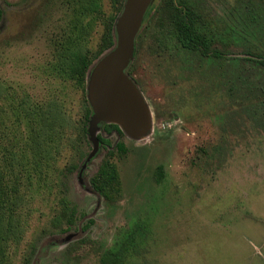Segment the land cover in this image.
I'll list each match as a JSON object with an SVG mask.
<instances>
[{"label":"rangeland","instance_id":"1","mask_svg":"<svg viewBox=\"0 0 264 264\" xmlns=\"http://www.w3.org/2000/svg\"><path fill=\"white\" fill-rule=\"evenodd\" d=\"M191 1L213 23L225 20L217 46L227 57L197 60L170 41L160 47L153 28H142L132 70L153 123L141 138L109 136L122 191L108 203L80 186L74 170L92 144L69 131L53 141V159L35 166L29 128L18 113L25 95L39 103L57 98L83 122L81 89L54 66V42L71 19L69 5L0 0V81L9 91L0 97V143L20 154L17 171L28 197V230L10 248V264H101L104 253L129 242L128 264H264V107L257 106L264 101V70L235 65L231 56L260 40L230 30L235 0ZM104 6L108 13V0ZM101 32L99 25L93 49ZM118 140L123 149L114 147ZM62 199L77 206L79 217L91 213L82 222L91 219L90 228L82 233L73 226L70 241L67 234L55 237L52 223Z\"/></svg>","mask_w":264,"mask_h":264},{"label":"trees","instance_id":"2","mask_svg":"<svg viewBox=\"0 0 264 264\" xmlns=\"http://www.w3.org/2000/svg\"><path fill=\"white\" fill-rule=\"evenodd\" d=\"M108 2L110 11L107 13L104 0H65L71 11V19L66 28L60 30L54 42V66L58 76L63 80L74 82L82 91L83 122L77 120L75 122L57 98L42 103L33 101L29 95L20 99L18 113L23 114L29 128L28 146L35 166L43 161L48 164V161L53 159L55 150L53 141L56 138L60 139L69 131L73 134L77 132L92 144L88 132L93 114L87 97L88 77L95 64L115 46V25L124 8L125 0H108ZM235 3L236 5L229 12L233 17L230 19L233 23L229 26L230 30L238 32L241 38L249 36L252 39L255 36L260 41H250L247 50L234 52L231 56L235 60V65L236 60L242 61L255 67V72H261L264 70V0H235ZM2 15L3 10L0 8V20ZM223 21L225 20H221V23H218L219 21L213 23L208 20L191 0H158V2L155 0L148 9L137 34L135 57L139 49V40L143 36L142 28L147 24V28H153L151 36L160 47L165 45L164 42L170 41L193 58L208 62L212 60L211 63L214 64L217 58L227 57V53L217 46L221 42ZM228 23L227 21L226 25ZM99 25L102 26V32L97 47L93 49L90 45L91 38ZM226 27L225 29L228 30ZM133 61L126 72L138 85L132 70ZM0 97H9L8 86L1 81ZM259 105L264 107V101L257 103V106ZM100 129L101 131L97 132L99 139L97 153L83 168L90 153L85 155L84 160L77 164L74 170L78 171L80 186L96 196L97 200L113 203L121 194L122 182L118 165L113 159L109 136L115 135L119 138L126 134L116 123L101 122ZM114 147L123 149V144L118 140ZM106 149L108 153L100 163H96L95 158L104 154L103 151ZM19 162L21 156L18 151L3 147L0 143V264H10V248L14 244H21L28 230L27 219L24 217L27 214L28 197L25 184L22 183V175L17 171ZM90 214H82L79 217L77 206L67 199H62V208L52 220L55 237L65 238V234L73 230V226L84 233L90 228L92 220L84 225L82 222L86 215ZM69 235L67 234L66 237ZM132 237L133 235H130L126 240ZM45 244L49 247L51 240H47ZM80 244L82 243L78 241L79 246ZM131 244L130 242L127 245L122 244L117 250L107 251L101 257V264H128V259L132 256Z\"/></svg>","mask_w":264,"mask_h":264},{"label":"water","instance_id":"3","mask_svg":"<svg viewBox=\"0 0 264 264\" xmlns=\"http://www.w3.org/2000/svg\"><path fill=\"white\" fill-rule=\"evenodd\" d=\"M154 1L125 0L124 8L115 25V46L89 73L87 97L93 114L88 132L92 141V151L83 168L99 149L97 132L101 122L120 125L125 134L132 139L143 137L152 128L150 107L126 69L134 60L137 34ZM71 239L72 235H69L65 241Z\"/></svg>","mask_w":264,"mask_h":264}]
</instances>
